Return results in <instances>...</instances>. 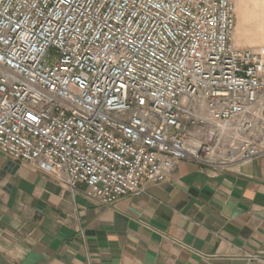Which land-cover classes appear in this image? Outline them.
Returning <instances> with one entry per match:
<instances>
[{
	"label": "built area",
	"instance_id": "obj_1",
	"mask_svg": "<svg viewBox=\"0 0 264 264\" xmlns=\"http://www.w3.org/2000/svg\"><path fill=\"white\" fill-rule=\"evenodd\" d=\"M235 26L236 0H0V152L100 204L263 156L264 47Z\"/></svg>",
	"mask_w": 264,
	"mask_h": 264
},
{
	"label": "crops",
	"instance_id": "obj_2",
	"mask_svg": "<svg viewBox=\"0 0 264 264\" xmlns=\"http://www.w3.org/2000/svg\"><path fill=\"white\" fill-rule=\"evenodd\" d=\"M258 6L236 0L244 27L264 21ZM248 254L264 257V155L229 171L184 160L142 194L100 204L84 184L0 152V264H244Z\"/></svg>",
	"mask_w": 264,
	"mask_h": 264
},
{
	"label": "rangeland",
	"instance_id": "obj_3",
	"mask_svg": "<svg viewBox=\"0 0 264 264\" xmlns=\"http://www.w3.org/2000/svg\"><path fill=\"white\" fill-rule=\"evenodd\" d=\"M261 1L263 0H246L249 11L251 13L259 12L258 9H260L261 7H259L258 4ZM252 16L254 15L251 14V17ZM259 21V17H253L250 21L246 22L248 27H244L243 23L240 21V16L236 11V26L233 36V42L237 47H252L255 49L264 47V21ZM247 29L249 30L248 34L244 36L246 34L245 30Z\"/></svg>",
	"mask_w": 264,
	"mask_h": 264
}]
</instances>
